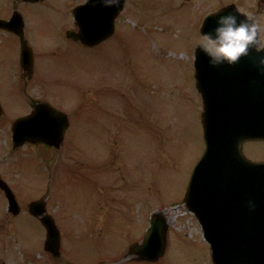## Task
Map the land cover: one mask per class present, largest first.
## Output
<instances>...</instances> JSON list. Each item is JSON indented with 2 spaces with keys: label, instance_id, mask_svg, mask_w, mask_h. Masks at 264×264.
Instances as JSON below:
<instances>
[{
  "label": "rangeland",
  "instance_id": "374dc122",
  "mask_svg": "<svg viewBox=\"0 0 264 264\" xmlns=\"http://www.w3.org/2000/svg\"><path fill=\"white\" fill-rule=\"evenodd\" d=\"M251 1L128 0L114 38L94 49L54 45L63 17L47 3L56 0L25 7L39 50L48 51L37 52L34 85L23 90L7 73L9 44L0 50V177L21 206L13 217L0 190V264H212L201 225L183 202L205 147L192 53L205 15L231 2L257 14ZM76 3L68 2V30ZM27 96L68 114L61 150L12 149L11 125L30 112ZM244 154L264 160V142L249 143ZM45 195L62 234L60 261L45 253V232L27 212ZM156 211L168 223L165 255L155 263L127 259L126 248L142 239Z\"/></svg>",
  "mask_w": 264,
  "mask_h": 264
},
{
  "label": "water",
  "instance_id": "95a60500",
  "mask_svg": "<svg viewBox=\"0 0 264 264\" xmlns=\"http://www.w3.org/2000/svg\"><path fill=\"white\" fill-rule=\"evenodd\" d=\"M106 6L89 0L74 10L79 32L69 36L83 44L94 46L114 32V21L125 6ZM229 11V5L209 15L201 28L208 31L215 19ZM264 53L254 49L235 65L212 66L208 57L196 50V86L201 93L204 112L203 133L206 151L195 166L185 196L187 207L195 213L211 244L213 264H264V162L247 159L242 144L264 140V68L258 59ZM22 62L26 71L32 68L30 48L24 47ZM3 110L0 105V115ZM68 126L64 114L42 104L28 117L13 124L14 146L25 143H45L60 147ZM16 214L18 204L9 187L0 182ZM255 204L254 209L248 206ZM42 201L29 204L32 215L41 217L48 234L46 248L55 256L60 252V234L51 216L45 213ZM139 254L157 259L166 244L163 217L156 216Z\"/></svg>",
  "mask_w": 264,
  "mask_h": 264
},
{
  "label": "flooded vegetation",
  "instance_id": "af4514ba",
  "mask_svg": "<svg viewBox=\"0 0 264 264\" xmlns=\"http://www.w3.org/2000/svg\"><path fill=\"white\" fill-rule=\"evenodd\" d=\"M47 1L48 0H0V21H2V24L5 25H0V50L6 47L7 44H9L10 49L13 52V58L9 61V68H7V73L9 72L11 74V76L14 78V82H18L20 80V82L18 83V88L20 87L21 83H23L24 89L30 87L31 85L33 86L34 84H32V81L35 79L34 69L31 76L29 78H25V73L21 65V52L23 43L26 41L32 49V53L34 56V68L37 62V52L40 53V57H46L45 54L47 52V50H44L43 48L40 50L37 49L39 41L34 40L33 38V25L28 17L29 13L27 12V9H25V7L37 6V4H43ZM76 1L77 3L75 4V6L84 3L86 0ZM68 2V0H56V2L47 3L48 7L53 13L62 15L63 17L57 25L58 41L54 45H60L63 40L68 41ZM251 2H247V4L252 5ZM257 3L259 4V8L261 10L257 14L252 13V18L264 25V2H262V0H257ZM244 12L247 15L248 13H251V11L249 10ZM71 20L74 25L73 16L71 17ZM261 36L262 39H264V31H262ZM2 60L3 56L0 53V67L4 66L2 65ZM39 101L46 102L45 100L40 99Z\"/></svg>",
  "mask_w": 264,
  "mask_h": 264
},
{
  "label": "clouds",
  "instance_id": "9594fccd",
  "mask_svg": "<svg viewBox=\"0 0 264 264\" xmlns=\"http://www.w3.org/2000/svg\"><path fill=\"white\" fill-rule=\"evenodd\" d=\"M97 2L118 7L122 0H97ZM252 17V13L241 16L237 11H229L219 15L208 31L201 32L198 46L208 57L209 64L235 65L242 58L249 56L253 49L257 53H264V39L261 36L264 25ZM258 66L264 68V56L259 57ZM248 206L250 209L255 208L252 201H249Z\"/></svg>",
  "mask_w": 264,
  "mask_h": 264
}]
</instances>
